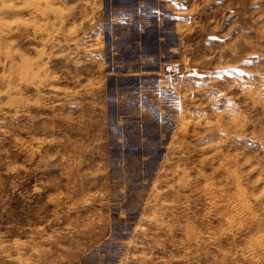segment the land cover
<instances>
[{
	"label": "rangeland",
	"instance_id": "rangeland-1",
	"mask_svg": "<svg viewBox=\"0 0 264 264\" xmlns=\"http://www.w3.org/2000/svg\"><path fill=\"white\" fill-rule=\"evenodd\" d=\"M0 264H264V0H0Z\"/></svg>",
	"mask_w": 264,
	"mask_h": 264
},
{
	"label": "built area",
	"instance_id": "built-area-1",
	"mask_svg": "<svg viewBox=\"0 0 264 264\" xmlns=\"http://www.w3.org/2000/svg\"><path fill=\"white\" fill-rule=\"evenodd\" d=\"M166 72L167 73H173V74H179L180 73V70L177 66L175 65H169L167 66L166 68Z\"/></svg>",
	"mask_w": 264,
	"mask_h": 264
}]
</instances>
